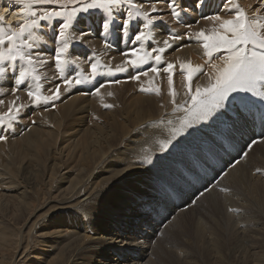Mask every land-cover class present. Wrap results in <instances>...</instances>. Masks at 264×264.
<instances>
[{
	"label": "bare ground",
	"instance_id": "bare-ground-1",
	"mask_svg": "<svg viewBox=\"0 0 264 264\" xmlns=\"http://www.w3.org/2000/svg\"><path fill=\"white\" fill-rule=\"evenodd\" d=\"M136 2L151 11L149 0ZM237 3L249 15L258 7L264 15L260 0H181L187 14L179 23L166 3L156 2L162 10L158 19L166 23L155 26L145 50L165 47V39L173 43L169 31L182 38L159 53V64L150 60L144 66L159 67V74L149 72L139 81L129 79L131 68L115 71L131 58L122 53L139 44L131 45L121 32L119 39L109 35L115 46L106 48L99 35L100 10L76 23L79 29L91 17L96 35L70 47L71 75L90 76L96 61L103 75L69 89L49 62L38 68L41 91L52 95L60 84V100L54 107L27 108L11 129L0 126V135L7 136L0 140V264H264V101L234 93L217 116L190 130L193 134L177 147L159 150L167 121L182 115L173 114L162 69L174 65L176 100L182 103L181 65L190 62L211 72L201 44L185 34L210 31L216 25L202 17L229 18L228 9ZM19 9L16 0H0L5 24L18 26ZM5 79L0 78L7 90L0 96L5 101L0 116L12 101L30 103L23 90L16 100ZM149 80L160 87V95L140 91ZM101 83L105 86L92 94ZM207 83L203 74L193 81L194 86ZM173 166L180 171L172 174L178 181L168 176ZM162 183L166 197L159 194Z\"/></svg>",
	"mask_w": 264,
	"mask_h": 264
},
{
	"label": "snow or ice",
	"instance_id": "snow-or-ice-1",
	"mask_svg": "<svg viewBox=\"0 0 264 264\" xmlns=\"http://www.w3.org/2000/svg\"><path fill=\"white\" fill-rule=\"evenodd\" d=\"M149 2L152 5L150 12L142 10L143 5L136 0H16L20 5L21 16L17 21L18 26L5 24V17L0 14V78H6L5 83L10 85L13 96L19 91H26L30 103L10 102L7 112L0 116V126L6 123L7 128L11 129L13 122L18 121L27 108L49 103L54 107V102L60 100V84H56L52 95H44L41 91L42 77L38 68H44L49 62L54 64L56 78L69 89L93 83L98 76L103 75L98 71L99 61L91 64L90 76L79 71H76L75 76L71 75L75 69L71 68L73 60L70 47L74 48L75 43H82L89 35H96L91 30V17L84 19L79 29L76 28V23L90 11L100 10L102 14L99 35L104 40L106 48L111 49L115 46L109 41V35L119 39L121 32L129 37L128 43L140 45L122 53L131 58L124 62L125 66L117 67L116 72L124 73L131 68L134 75L129 79L137 81L141 76H147L149 72L158 75L161 71L159 67L144 66L150 60H155L159 64L162 59L159 53L171 48L173 43L182 37L169 31V38L173 43L165 39L163 41L165 47L145 50V44L155 38V26L158 23H166L158 19L162 15V10L156 7V2L166 3L171 16L179 23H184L183 15L187 14V10L181 6V0ZM228 3L232 4V0H228ZM260 4L264 7V0H260ZM202 6L201 3L196 4V7ZM7 11L5 8L4 12ZM228 11L232 13L229 18H224L219 13L202 17L216 25L210 31L201 29L190 35L185 34L189 39L194 36L201 44L211 72L207 73L203 66L192 65L190 62L181 65L186 97L182 103H177L176 100L174 65L168 63L162 69L167 73L168 95L173 104V114L182 113L175 122L167 121L168 135L159 145L162 153H168L171 148L180 144L181 138L192 135L190 130H198V125L217 116L234 93L251 94L264 101V15L260 14V7L249 15L238 3ZM185 27L191 28L192 25L185 23ZM70 29L73 31L70 32ZM48 36L52 39H48ZM153 52L158 54L153 56ZM216 60L219 62H215ZM108 74L114 73L109 69ZM201 74L208 76L207 85L194 86L193 81ZM105 83L120 81L106 80ZM105 83L96 86L92 94H98ZM148 84L149 87H141L140 91L160 95L159 86H155L152 80H149ZM5 94L7 90L0 84V96ZM16 100H19L18 96ZM4 103V99H0V105ZM104 107L110 108L113 105L105 104ZM0 140L6 141L7 136L0 135ZM244 156H247V152ZM151 162L150 159L147 160V163ZM205 191L210 189L206 188ZM220 191L228 192L229 189L221 188ZM200 195L204 193L201 192Z\"/></svg>",
	"mask_w": 264,
	"mask_h": 264
},
{
	"label": "rangeland",
	"instance_id": "rangeland-1",
	"mask_svg": "<svg viewBox=\"0 0 264 264\" xmlns=\"http://www.w3.org/2000/svg\"><path fill=\"white\" fill-rule=\"evenodd\" d=\"M223 123L227 126V122H226V123L223 122ZM207 137H208V139H211V138H212L210 132H209V134H208ZM203 141H204V137L201 138L200 144H201ZM200 144H198V145H200ZM198 145H197V147H198ZM247 149H248V147H247ZM242 154H243V153H242ZM180 161L183 162L184 164L188 163L183 157H181ZM173 173H179V174H180V171H179L178 168L175 167V166H173V171H172L170 174H168V176H169V177H172L174 180L178 181L176 177L172 176ZM164 185H165V184L162 183V184L157 185V186H158V188H159V194L162 195V196H164V197H166L165 194H164V192H167V191L165 190ZM194 202H195V201H194ZM189 205H190V204H189ZM189 205H188V206L185 205V208H186V207L188 208V207H190V206H193V205H190V206H189ZM187 208H186V209H187ZM185 228H186V227H185ZM169 260H171V259H169ZM172 261H174V260H171L170 264L173 263Z\"/></svg>",
	"mask_w": 264,
	"mask_h": 264
}]
</instances>
